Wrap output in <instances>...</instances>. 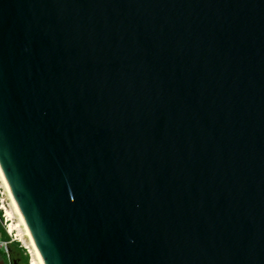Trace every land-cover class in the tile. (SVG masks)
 Returning a JSON list of instances; mask_svg holds the SVG:
<instances>
[{"label":"water","instance_id":"1","mask_svg":"<svg viewBox=\"0 0 264 264\" xmlns=\"http://www.w3.org/2000/svg\"><path fill=\"white\" fill-rule=\"evenodd\" d=\"M0 168L44 264H264V0H0Z\"/></svg>","mask_w":264,"mask_h":264},{"label":"rangeland","instance_id":"2","mask_svg":"<svg viewBox=\"0 0 264 264\" xmlns=\"http://www.w3.org/2000/svg\"><path fill=\"white\" fill-rule=\"evenodd\" d=\"M0 226L9 237L7 241L0 238V264H40L24 225L10 200L1 174Z\"/></svg>","mask_w":264,"mask_h":264},{"label":"bare ground","instance_id":"3","mask_svg":"<svg viewBox=\"0 0 264 264\" xmlns=\"http://www.w3.org/2000/svg\"><path fill=\"white\" fill-rule=\"evenodd\" d=\"M0 174H1L2 179H3V181H4V184H5L6 190H7V192H8V195H9V197H10V200H11L13 206H14V209L16 210V213L18 214V216H19V218H20V221H21L22 224L24 225V228H25V230H26V234L28 235V237H29V239H30V241H31V243H32V245H33V247H34V250H35V253H36V255H37V258L39 259L40 264H44L43 261H42V258H41V256H40V254H39V252H38V250H37V248H36V245L34 244V241H33V239H32V236L30 235V232H29V230H28V228H27V226H26V223H25V221H24V219H23V216H22V214L20 213V210L18 209V206H17V204H16V202H15L13 196H12V193H11L9 187H8V184H7L6 179H5V177H4L3 173H2L1 168H0Z\"/></svg>","mask_w":264,"mask_h":264},{"label":"trees","instance_id":"4","mask_svg":"<svg viewBox=\"0 0 264 264\" xmlns=\"http://www.w3.org/2000/svg\"><path fill=\"white\" fill-rule=\"evenodd\" d=\"M0 238L4 241H7L9 240V237L5 231V229H3L1 226H0Z\"/></svg>","mask_w":264,"mask_h":264}]
</instances>
